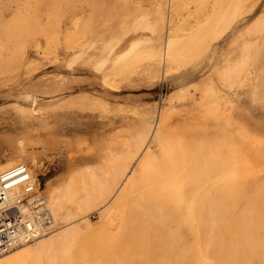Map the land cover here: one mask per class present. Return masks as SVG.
<instances>
[{
    "label": "rangeland",
    "instance_id": "1",
    "mask_svg": "<svg viewBox=\"0 0 264 264\" xmlns=\"http://www.w3.org/2000/svg\"><path fill=\"white\" fill-rule=\"evenodd\" d=\"M234 2L117 0L125 14L105 18L107 24L101 17L114 15L112 0H0V83L22 69L41 84L64 76L58 64L92 41L95 50L80 60L83 65L98 66L133 31L153 40L106 70V87L85 81L88 76L81 71L75 77L83 81L36 109L0 100V163L27 159L30 168H38L43 196L48 187L60 184L71 190L65 200L68 216L24 264H264V40L241 34L229 45L234 35L264 15V0L212 44L217 23ZM110 23L116 32L107 31ZM98 29L103 37L95 36ZM164 37L182 40L185 46L174 55L151 59L164 48ZM248 41L254 52L240 71L245 59L241 50ZM224 64H238L230 83L220 76ZM216 104L223 114L207 118ZM162 109L167 118L158 126ZM181 139L183 144L211 142L222 149L227 142L229 173L217 169L193 181L189 169L182 192L167 187L158 175L161 145ZM248 141L250 149L257 145L251 152ZM245 153L254 154V161L249 156L251 161L244 160ZM199 161L206 168V160ZM123 173L125 181L116 187ZM155 190L171 195L172 202L163 206ZM212 202L217 206L213 224L206 209ZM109 210L118 213L113 226L103 218ZM6 213L12 220L17 214ZM13 259L1 258L0 264H13Z\"/></svg>",
    "mask_w": 264,
    "mask_h": 264
},
{
    "label": "bare ground",
    "instance_id": "2",
    "mask_svg": "<svg viewBox=\"0 0 264 264\" xmlns=\"http://www.w3.org/2000/svg\"><path fill=\"white\" fill-rule=\"evenodd\" d=\"M115 2L112 0L113 5H112L111 12H113L114 15L102 14V16H103V17H101L102 20L105 18L116 20V18L120 17L122 14H125V11H124L125 6L121 5V7L124 8V9L123 8L121 9V8L116 6ZM261 2H262V0H235V2L232 4V6L224 14V16L220 20V22L217 23L218 25L215 27L216 29H214V33H213L214 37H213V40L211 41V43L215 44V43L219 42L223 38V36L233 28L234 25H236L237 23H240L241 21L250 17L255 12V9H257L256 7ZM263 14H264V12H263ZM105 22L107 23V20ZM107 24H109V23H107ZM112 24L110 23L111 26L109 25L110 28L107 31L114 33V32H116V30L113 29ZM101 25H102V23H101ZM102 27H104V25ZM102 32H103L102 30L98 29L95 36L96 37H98V35L101 36L103 34ZM99 33H101V34H99ZM241 34L247 35L249 37V39L252 37H255V38L259 37L260 39L264 40V15L262 17H260L253 25H251L249 27H244L243 29H241L237 33V36L234 35L232 40L229 42L230 44L228 43L230 45V47L233 45L235 40ZM168 35H170V34H168ZM103 36L104 35H102V37ZM145 36H146L145 34H142V33L140 34V33L133 31L128 36H126L124 39L119 41L110 50V54L105 59H103L99 63L98 66L97 65L89 66L86 64L83 65L80 62V60L84 56H87V55L93 53L95 50V42L92 41L82 50L78 49L79 51L74 52L71 55V59H69L68 61H65L61 64H58V66H59L58 68H62L61 72L63 73L64 76H56L54 78V80H49V81L45 82L44 84H41V82L38 79H35L36 75L28 74L25 69L19 70V72L16 73V75L13 76L11 79L0 83V100H2L3 102H7V101L13 99L18 104L26 103V104L30 105L33 109H36L38 106L42 105L45 102L44 100L49 99L48 103L49 102L52 103L59 97V95L65 94L68 90H70L71 84H76V83L83 81L82 78L75 77L76 74L80 73L81 71H83L81 73H84L88 76L87 79H84L85 81L98 83V84L106 87L107 84H106V78L104 77V72L106 70L108 71L109 69L114 68L115 66L119 65V63H121L124 59H127L128 57L136 54L141 49H144L145 45H147V44L151 45L153 43V40H151V37L148 38ZM155 39L157 41L161 40L160 37H158V36L155 37ZM163 41H164V39H163ZM163 43H164V48L162 47L161 50L154 52L151 55V59H155V58L161 56L162 54H164L165 58L168 57L169 55H174L177 52V50H179V48L183 46V44L185 46V42L183 43L182 40L171 39L170 37L169 38L166 37L165 41ZM243 47L244 48L243 49L241 48L242 49L241 51L244 53L245 59L243 60L244 63H243V61L240 62V63H243L242 65H239L240 71L243 70L242 67L245 66V64L249 63L250 56L252 55V52H254V46L249 41L245 42ZM238 51H239V49L237 50V52ZM22 59L23 58H21L20 56L17 57V61H19V62H22L21 61ZM228 61H229V59H228ZM257 62H259V60ZM240 63H238V64H240ZM221 64L222 63H218L215 66V68L212 69V71L215 73L216 71H214V70L216 68L220 69ZM225 64L223 65L225 69L222 70V72L220 73V76L223 78V80L225 82L230 83L231 82V75H230L231 70L233 68H235L238 64L229 65L227 67ZM263 64L264 63L262 62V64L260 66H263ZM98 68L100 69L99 71L96 70ZM262 69H263V67H262ZM260 70H261V68H260ZM234 71H236V70H234ZM258 71H256V72H258ZM256 72H255V74L259 75V73H256ZM210 74H211V72H210ZM216 75L218 76L219 74L216 73ZM250 75H251V72H250ZM256 75H254V76L256 77ZM261 75H259V76H261ZM204 76H206V75H204ZM259 76H258V78H259ZM218 78H219V76H218ZM218 78H217V80H218ZM211 80H214V79H210V81ZM248 80H250V79H248ZM248 80L245 81L246 84H247ZM256 80H254V81L256 82ZM256 83H259V81H257ZM211 84H212V82H211ZM243 84H244V82H243ZM252 84H254L253 86H255V83L252 82ZM244 85H243V87H244ZM250 86L253 87L252 85H250ZM246 87H248V86H246ZM42 88H45L46 90H42ZM238 88L239 87H237V89H236L237 91H238ZM260 88L259 89L257 88V89L259 91L261 90V92H262V89L264 88V86H263V88H262V86ZM216 89H215V91H216ZM245 89H247V88H245ZM255 90H256V88H255ZM215 91H213V92H215ZM241 91H242V89H241ZM247 91H248V89H247ZM249 91H251V90L249 89ZM253 91H254V89H253ZM259 91H255V92H258V94H259ZM210 92H211V90H210ZM208 94H209V92H208ZM238 95H239V93H238ZM261 95H263V98H264V93ZM105 97L107 99L108 95H106ZM222 98H223V96H222ZM224 98H225V96H224ZM218 99L220 100V102L223 101V99L222 100L220 98H218ZM227 99L229 100L230 97L229 98L227 97ZM207 102H208V100H207ZM212 103H213V101H212ZM222 103L224 104L225 101ZM207 104H205V105H207ZM223 104L220 106L221 108L226 107V106H223ZM210 105H211V103H210ZM224 105H226V104H224ZM221 108H219V109H221ZM217 109H218L217 104L210 107L209 111H210L211 116L212 115L214 116L216 113L219 114V113L223 112V111L217 112ZM224 115H226V114H224ZM227 115L230 116L229 113ZM227 115H226V117H228ZM211 116L207 115V118H213V116L212 117ZM166 118H167V116L164 115L163 109H162L158 115V123H157L158 126L160 125V123H162V121L164 122L166 120ZM214 118H215V116H214ZM227 119L229 120V118H227ZM156 131L158 132V129ZM157 132H156V134H157ZM156 134H155V136H154V134H152V138L150 140L152 143H155V141H156L155 140ZM232 135H234V134H232ZM243 136L244 135H242V137ZM245 137L247 138V136H244V138ZM248 138H251V137H248ZM181 141H182V139L180 140L179 143L164 142V144L161 145L162 146V156H161L160 163L163 164V166L161 167L158 175L163 176L162 178H159V179H162L167 187H172V188L177 189V190L182 192L183 191V187H182L183 186V180L185 177L184 175L186 173V170H189V169H191V177H192L193 181H196L198 178L202 180L206 175L214 172L217 169H222L223 171H225V173H229V169H230V161L229 160L231 157V151H230V147L228 146L227 142H226V147L222 149V147H220V145L214 146L213 144H211V142H206V143L198 145V144H195L193 142L187 143L186 141H185L186 143L183 144L182 143L183 141L182 142ZM250 141H248L249 143L245 142L248 144L247 151L250 149L249 147L252 146V145L249 146V144H251ZM157 142H160L159 137L157 139ZM255 142H253V144ZM242 145L243 144L241 143V147H242ZM256 146L253 145V147H256ZM259 146H261V145H259ZM253 147H252V149H253ZM243 148L245 150L244 146H243ZM261 148L262 147L259 148L260 151H262ZM252 149H250V152ZM257 151H258V149H257ZM245 152H246V150H245ZM257 153H256V155H257ZM243 154H244V152H243ZM245 155H247V154L245 153ZM253 155L251 154V156H253ZM248 156L251 158L250 154H248L247 156H245L244 160L247 159ZM261 156H262V154H261ZM249 157H248V160L250 159ZM202 158H204L206 160V168H204V169H202V167H200L201 165L199 163L200 162L199 160H201ZM251 159H253V158H251ZM251 159H250V161H251ZM252 161H254V159ZM261 162H263V161H260V163ZM37 171H38V168H35V169L30 168L28 166L27 159H24V158H18V159L17 158H13V159L9 158L6 162L0 163V181H1L0 183L4 187V190H5L4 191V194H5L4 200H3V202L0 203V228L4 227L2 230H0V259L1 258H7L9 256H13L14 257V259L12 260L13 264H24L29 258L33 257V253H31V252H33L34 248H40V245H39L40 242L44 238L49 236V234H52L53 233L52 231L55 230V228L53 229V227H57L58 224L60 223V221L64 220L65 217L68 216V214L66 212L67 207H66V203H65L66 201L65 200H66V197L68 198V196L70 195V194H68V191H69V193H71L70 188H66V186H61V184L58 186H55V187H48L46 190V196H43L41 194L42 191H40V184H39V180L37 177V174H38ZM123 175H124V173L122 174L121 179H119L115 182L116 187L123 185V183L125 181V179H123ZM154 192H155L154 195L157 198L158 202H160L163 206H167L168 204H170L172 202V200L170 199L171 195H165V194H163L159 191H156V190ZM68 199H70V197ZM213 203L214 202H212L209 206L206 207L207 212L209 213V211H210L211 224H213L215 222V220H214V209H216V207H217L216 204L214 206ZM227 207H229V206H227ZM11 208L17 209V214L14 215L13 220H12V218H7V215H8L7 213L4 214V212H6L7 210H9ZM35 208L37 210H35ZM204 211H205V209H204ZM130 217H132L133 219H136L138 221V225H139L140 220H139L138 216H134L132 214ZM103 218L105 219V221L108 225L113 226V224L118 219V213L115 210H109L103 214ZM9 219H11V221H9ZM133 219H131V220H133ZM208 220H209V218H208ZM138 235H135V236L137 237Z\"/></svg>",
    "mask_w": 264,
    "mask_h": 264
},
{
    "label": "built area",
    "instance_id": "3",
    "mask_svg": "<svg viewBox=\"0 0 264 264\" xmlns=\"http://www.w3.org/2000/svg\"><path fill=\"white\" fill-rule=\"evenodd\" d=\"M1 182V181H0ZM4 187L1 185V183H0V203L1 202H3V200H4V196H5V194H4ZM7 211H11L12 213H14V214H16L17 213V209L16 208H11V209H9V210H7ZM4 227H1L0 228V230H2Z\"/></svg>",
    "mask_w": 264,
    "mask_h": 264
},
{
    "label": "crops",
    "instance_id": "4",
    "mask_svg": "<svg viewBox=\"0 0 264 264\" xmlns=\"http://www.w3.org/2000/svg\"><path fill=\"white\" fill-rule=\"evenodd\" d=\"M50 181V180H49Z\"/></svg>",
    "mask_w": 264,
    "mask_h": 264
}]
</instances>
